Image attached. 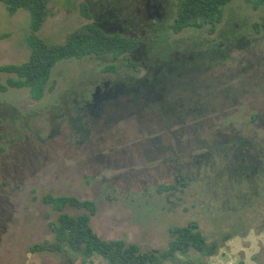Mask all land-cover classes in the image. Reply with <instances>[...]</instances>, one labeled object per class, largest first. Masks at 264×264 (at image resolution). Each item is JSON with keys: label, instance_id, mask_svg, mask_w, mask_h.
I'll list each match as a JSON object with an SVG mask.
<instances>
[{"label": "rangeland", "instance_id": "obj_1", "mask_svg": "<svg viewBox=\"0 0 264 264\" xmlns=\"http://www.w3.org/2000/svg\"><path fill=\"white\" fill-rule=\"evenodd\" d=\"M160 1L175 18L184 0ZM151 3L48 0V17L36 36L61 45L89 23L99 25L102 13L112 11L134 26L152 57L156 49L150 38L155 31L145 12ZM85 5L91 21L82 16ZM18 12L10 15L0 4V35H9L0 39V66L29 59L31 15ZM173 31L171 26L168 35L180 52L188 54L215 52L219 40L232 44L233 59L215 71L225 73L224 67H231L237 78L226 75L223 84L239 87L244 67L250 65L248 74L258 77L253 83L264 86L259 79L264 78V5L254 10L246 0L229 3L212 35L208 26L176 36ZM100 62L93 55L58 62L49 82L54 91L39 101L27 88L0 91V264H68L61 253H29L32 245L55 240L49 222H56L59 213L42 201L46 194L95 201L91 225L103 240L120 239L144 251H163L171 227L196 222L209 243L219 244L212 257L192 251L167 264H264V87H252L247 95L238 92L236 105L226 106L220 114L225 120L219 116L203 124L189 121L184 148L164 136L165 146H172L167 152L144 143L154 136L141 132L134 118L108 124L80 120L77 105L89 98L102 72H115L110 67L103 71ZM11 77L15 75L0 72L3 84ZM252 115L259 119L253 121ZM160 126H152L157 136L163 132ZM181 155L184 158L173 160ZM182 183L186 187L178 191H157L161 185ZM66 212L88 213L73 207Z\"/></svg>", "mask_w": 264, "mask_h": 264}, {"label": "flooded vegetation", "instance_id": "obj_2", "mask_svg": "<svg viewBox=\"0 0 264 264\" xmlns=\"http://www.w3.org/2000/svg\"><path fill=\"white\" fill-rule=\"evenodd\" d=\"M151 2L146 6L145 12L154 27L155 34L150 40L156 54L150 56L147 45L136 35L133 25L129 26L127 21H121L112 11L103 12L101 23L96 26L102 31L108 30L132 41L133 48L117 58L110 54L98 56L104 67L103 71L110 67L115 72H108V69L107 72H102L89 98L83 97L82 103L77 106L81 112L80 117H83L80 120L86 119L91 124L120 123L136 119L141 132L147 131L154 136L151 139L145 138L144 143L148 141L146 144L149 143L151 149L168 152L172 150V146H165L164 136L172 142L175 141L177 146L182 144L181 147L184 148L183 136L189 121L203 124L210 122L211 117L218 119L226 106L232 108L236 105L238 92H245L247 95L248 92L251 94L252 87L264 86L253 83V79L258 77L248 74L250 65L244 67L245 78L239 87L223 84L222 80L226 75L230 79L237 78L231 67H224L225 73L221 70L215 71L216 66L221 67L233 59L232 44L219 40L216 41L215 52H180L175 41L168 35L171 26L175 36L186 30L175 31L177 13L173 18V11L165 10L160 0ZM174 48L176 51L169 52V49ZM259 79L264 80L262 77ZM222 117L225 120L226 117ZM251 119L257 121L259 116L252 115ZM156 124L162 127L163 132L159 136L154 132L156 128L152 127ZM147 128L150 130H145ZM184 156L175 157L173 160L182 159Z\"/></svg>", "mask_w": 264, "mask_h": 264}, {"label": "trees", "instance_id": "obj_3", "mask_svg": "<svg viewBox=\"0 0 264 264\" xmlns=\"http://www.w3.org/2000/svg\"><path fill=\"white\" fill-rule=\"evenodd\" d=\"M235 0H184L177 12L175 31L181 32L187 28L202 29L209 27V33L214 34L222 22L224 8ZM254 10L264 5V0H246ZM10 15L19 10H26L31 15L32 35L27 38L30 48L29 59L20 65L0 66V72L15 75L6 84L0 81V91L7 92L9 88H27L34 101L41 100L44 95L52 93L54 86H49L53 68L58 62L69 59H82L87 56L113 55L115 58L127 53L133 48V42L107 34L94 23L80 31L71 34L64 44H50L38 38L48 17V0H0ZM82 16L91 21L89 6L85 5ZM8 34L0 35V39L8 38ZM185 179V177H183ZM186 184L161 185L159 193L178 191ZM46 205L59 213L56 222H49V227L55 235V240L36 243L29 248L30 254L50 252L64 254L68 264H167L179 256L187 257L192 251L202 256L212 257L217 254L219 244L209 243L196 222L185 226L171 227L169 244L163 251H144L135 243L125 240H103L94 231L91 219L97 213V205L92 200H80L75 196L42 197ZM84 209L88 213L72 216L66 208ZM98 261V263H97ZM183 264H192L184 261Z\"/></svg>", "mask_w": 264, "mask_h": 264}, {"label": "crops", "instance_id": "obj_4", "mask_svg": "<svg viewBox=\"0 0 264 264\" xmlns=\"http://www.w3.org/2000/svg\"><path fill=\"white\" fill-rule=\"evenodd\" d=\"M0 4H1V3H0ZM2 4H3V3H2ZM5 8H6V7H5ZM20 11H21V10H19V12H20ZM19 12H18V13H19Z\"/></svg>", "mask_w": 264, "mask_h": 264}]
</instances>
